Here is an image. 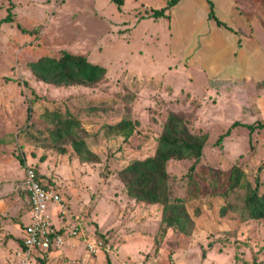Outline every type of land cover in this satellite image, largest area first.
<instances>
[{
  "label": "rangeland",
  "instance_id": "374dc122",
  "mask_svg": "<svg viewBox=\"0 0 264 264\" xmlns=\"http://www.w3.org/2000/svg\"><path fill=\"white\" fill-rule=\"evenodd\" d=\"M98 10L96 17L91 0H0V19L13 16L0 24V202L8 210L0 225L4 218L6 230L18 228L26 206L22 176L32 166L61 193L66 220L84 226V258L61 249L49 264H264V219H242L243 190L221 194L233 167L264 188V117L253 114L264 103L253 104L257 91L206 77L202 66L190 67L192 58L172 55L167 18L156 20L152 11L130 18L121 9L119 17L112 3ZM64 51L104 66V78L89 86L37 80L28 63ZM53 112L78 122L77 137L99 161H81L67 138L51 140ZM169 112L181 114L191 133L207 135L200 158L166 165L171 197L183 200L194 220L188 235H161L162 206L132 201L118 177L132 160L154 154ZM122 120L134 125L127 138L110 129ZM227 204L234 211L221 215ZM102 236L108 242L89 252L85 240ZM9 245L0 241V264L17 261Z\"/></svg>",
  "mask_w": 264,
  "mask_h": 264
},
{
  "label": "trees",
  "instance_id": "16d2710c",
  "mask_svg": "<svg viewBox=\"0 0 264 264\" xmlns=\"http://www.w3.org/2000/svg\"><path fill=\"white\" fill-rule=\"evenodd\" d=\"M111 1L120 9L123 0ZM174 1H170L167 6L159 10H153L151 15L155 18L165 16L166 10ZM11 21H13V16L9 12L4 18L0 19V24ZM28 67L37 80L55 86H89L99 82L106 74V68L104 66L90 62L83 55L66 51L57 57L42 56L29 62ZM56 114L55 112L50 113V121L55 122L49 130L51 140L57 142L67 138L70 140L73 151L81 161H99L97 154L87 147L83 139L77 137L74 129L79 126L78 122H75L74 119L67 118L60 120V117ZM187 124V120L181 114L169 112L161 133L157 138L154 154L143 159H134L118 172V177L123 182L126 188V194L130 199L139 203L144 202L150 205L160 204L162 206L159 227L161 235L166 234L169 229L173 232L178 231L188 235L193 229L194 220L184 205L183 200H177L171 197L166 171L167 162L170 160L197 159L202 155L207 135L205 133H191ZM262 124L264 125V123ZM235 125H238V122H234L230 128ZM249 127L253 126L250 125ZM230 128L219 139L228 135ZM110 129L116 135L127 138L132 134L134 125L130 121L122 120L110 126ZM59 150L65 152L63 148ZM34 169L38 174L37 169ZM255 181L256 184L252 187L244 178L243 171L237 167H233L229 176L228 188L221 193L226 196L237 189L245 192L241 206L243 220L264 219V188L260 191L259 179L256 177ZM196 191L194 189L192 194H196ZM189 197H191V194ZM233 209L234 205L227 204L221 207L220 213L221 215H226L234 211ZM197 211L196 215L199 213ZM101 238L104 243L108 242L107 237L102 236ZM107 261L109 264V260Z\"/></svg>",
  "mask_w": 264,
  "mask_h": 264
},
{
  "label": "crops",
  "instance_id": "0c3cea01",
  "mask_svg": "<svg viewBox=\"0 0 264 264\" xmlns=\"http://www.w3.org/2000/svg\"><path fill=\"white\" fill-rule=\"evenodd\" d=\"M91 1L96 17L97 12H100L98 9L110 3L115 5L111 0ZM170 1L172 0H123L120 9L126 10L130 18H137L167 6ZM120 9L116 6L119 17ZM143 9L145 11L142 12ZM165 14L167 17L165 15L158 18L168 19L172 55L192 58L190 67L200 70L198 66H202L203 71L200 72L206 77L214 76L219 81L234 83L242 81L247 89L257 91L253 104L264 103V0H175ZM253 114L263 118L264 108L256 106ZM37 171L43 182L53 188L52 181L44 178L45 174L40 169ZM23 177L24 175L22 189ZM6 211L7 208L0 202V215H4ZM146 213L147 211L144 214ZM2 220L0 229L4 230V235L0 237V241L5 244L8 242V249L14 245L15 251L21 245L23 227L29 220L27 205L24 215L18 218V228L14 226L6 230L9 226H3L6 219ZM59 224L60 221L57 222ZM80 242L77 238L69 239V243L61 251L67 255L80 254L84 258L85 254L79 250L81 246L78 247ZM57 254L58 252L46 253L44 261L49 264L48 259Z\"/></svg>",
  "mask_w": 264,
  "mask_h": 264
},
{
  "label": "built area",
  "instance_id": "2783aa9c",
  "mask_svg": "<svg viewBox=\"0 0 264 264\" xmlns=\"http://www.w3.org/2000/svg\"><path fill=\"white\" fill-rule=\"evenodd\" d=\"M23 190L29 220L23 227L21 245L15 251V264H47L43 261L45 254L63 249L67 239H79L83 235L82 224L78 218L66 220L67 206L61 193L46 185L32 166L25 170ZM54 218L60 221L59 225H55ZM85 243L89 252H95L104 242L86 239Z\"/></svg>",
  "mask_w": 264,
  "mask_h": 264
}]
</instances>
